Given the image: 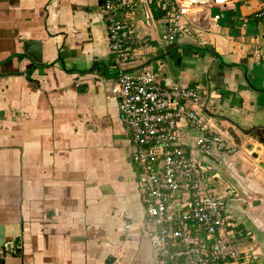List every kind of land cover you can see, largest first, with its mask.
<instances>
[{
    "label": "crops",
    "instance_id": "1",
    "mask_svg": "<svg viewBox=\"0 0 264 264\" xmlns=\"http://www.w3.org/2000/svg\"><path fill=\"white\" fill-rule=\"evenodd\" d=\"M160 2L174 0H155V18ZM104 3L0 0V234L22 246L19 254L2 249L5 264H161L112 93L120 70ZM262 3L214 7L221 18L212 27L173 42L160 36L165 15L141 24L149 41L125 66L151 69L168 86L201 88L217 130L237 148L216 165L213 184L244 232L238 246L258 251L254 264H264ZM30 40L42 43L41 63L25 50ZM173 51L181 54L177 72L163 78L152 63Z\"/></svg>",
    "mask_w": 264,
    "mask_h": 264
},
{
    "label": "built area",
    "instance_id": "2",
    "mask_svg": "<svg viewBox=\"0 0 264 264\" xmlns=\"http://www.w3.org/2000/svg\"><path fill=\"white\" fill-rule=\"evenodd\" d=\"M154 2L104 3L110 49L120 70L112 93L119 99L134 147L151 246L161 264H254L258 251L238 246L244 232L225 213L224 199L213 184L220 176L216 165L237 148L217 130L201 88L165 85L151 69H125L141 58L149 41L140 35L139 25H156ZM230 2H160L165 12L163 39L173 42L192 31L207 30L221 18L212 16V9ZM257 16L264 18V0ZM3 249L19 254L22 246L7 241Z\"/></svg>",
    "mask_w": 264,
    "mask_h": 264
},
{
    "label": "rangeland",
    "instance_id": "3",
    "mask_svg": "<svg viewBox=\"0 0 264 264\" xmlns=\"http://www.w3.org/2000/svg\"><path fill=\"white\" fill-rule=\"evenodd\" d=\"M166 31L163 30L160 33V36H163V33ZM162 38V37H161ZM168 45V43H167ZM187 52V51H186ZM180 55L178 54L176 51H173L170 55L165 56L162 55L159 59V62L156 63V61L154 63H152L155 67H160V69L158 70V72L160 73V75L163 78L169 77V76H173V74H175L177 72V65L176 63H178L179 59H180ZM177 60V61H176ZM163 64V66L161 65ZM133 72V71H132ZM135 72V71H134Z\"/></svg>",
    "mask_w": 264,
    "mask_h": 264
},
{
    "label": "water",
    "instance_id": "4",
    "mask_svg": "<svg viewBox=\"0 0 264 264\" xmlns=\"http://www.w3.org/2000/svg\"><path fill=\"white\" fill-rule=\"evenodd\" d=\"M25 50L37 63L42 62V43L40 41H27ZM4 242L3 235L0 234V264H5V257L7 256L6 252H2Z\"/></svg>",
    "mask_w": 264,
    "mask_h": 264
},
{
    "label": "trees",
    "instance_id": "5",
    "mask_svg": "<svg viewBox=\"0 0 264 264\" xmlns=\"http://www.w3.org/2000/svg\"><path fill=\"white\" fill-rule=\"evenodd\" d=\"M164 15H165V12L164 11H162V12H156V18L157 19H161Z\"/></svg>",
    "mask_w": 264,
    "mask_h": 264
}]
</instances>
